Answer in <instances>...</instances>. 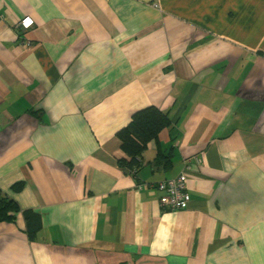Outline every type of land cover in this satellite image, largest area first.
<instances>
[{
  "label": "crops",
  "instance_id": "obj_1",
  "mask_svg": "<svg viewBox=\"0 0 264 264\" xmlns=\"http://www.w3.org/2000/svg\"><path fill=\"white\" fill-rule=\"evenodd\" d=\"M150 106L135 180L116 133ZM0 193L42 226L0 223V264H264V0H0Z\"/></svg>",
  "mask_w": 264,
  "mask_h": 264
},
{
  "label": "trees",
  "instance_id": "obj_2",
  "mask_svg": "<svg viewBox=\"0 0 264 264\" xmlns=\"http://www.w3.org/2000/svg\"><path fill=\"white\" fill-rule=\"evenodd\" d=\"M170 126V120L162 111L155 107L150 106L135 112L130 122L116 133V138L119 141V148L128 158L127 160H118V168L137 180L138 174L145 167L143 153L148 143L152 141L156 142L159 133ZM151 165L155 170L168 171L172 167V161L170 156L158 147ZM167 180L169 179L163 181ZM22 188L23 184L20 182L14 184L11 190L19 192ZM161 195L162 193L160 192V197ZM19 213L22 214L24 219L25 231L28 239L34 241L37 233L42 227L40 214L32 210H20L15 201L0 193V223H15L16 216Z\"/></svg>",
  "mask_w": 264,
  "mask_h": 264
},
{
  "label": "built area",
  "instance_id": "obj_3",
  "mask_svg": "<svg viewBox=\"0 0 264 264\" xmlns=\"http://www.w3.org/2000/svg\"><path fill=\"white\" fill-rule=\"evenodd\" d=\"M32 25L29 18L21 20L17 24V28L27 29ZM187 168V167H186ZM186 178L180 174L176 178L159 182L156 186L162 193L159 204L162 208L168 210H185L190 204V197L186 191Z\"/></svg>",
  "mask_w": 264,
  "mask_h": 264
}]
</instances>
